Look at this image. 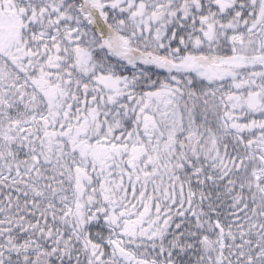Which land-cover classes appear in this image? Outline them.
I'll return each mask as SVG.
<instances>
[{"label": "snow or ice", "instance_id": "snow-or-ice-1", "mask_svg": "<svg viewBox=\"0 0 264 264\" xmlns=\"http://www.w3.org/2000/svg\"><path fill=\"white\" fill-rule=\"evenodd\" d=\"M0 264H264V0H0Z\"/></svg>", "mask_w": 264, "mask_h": 264}]
</instances>
